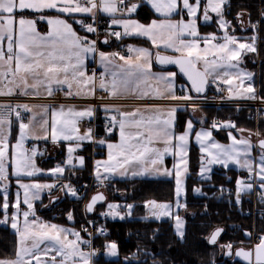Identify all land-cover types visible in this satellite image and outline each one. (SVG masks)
<instances>
[{
    "label": "snow or ice",
    "instance_id": "snow-or-ice-1",
    "mask_svg": "<svg viewBox=\"0 0 264 264\" xmlns=\"http://www.w3.org/2000/svg\"><path fill=\"white\" fill-rule=\"evenodd\" d=\"M142 2L149 4L163 19H153L145 25L135 19L116 18L117 13H134ZM228 3L229 0H206L201 8L202 0H194V2L190 0H137L136 3L131 4H128L126 0H0V95L10 96L18 89L23 95L39 96L43 92L51 97L56 88L66 85L65 95L68 97L93 96L99 88L112 97L134 94L180 101L196 99L188 91L183 96L175 94L173 81L176 73L152 72V52L148 48L129 45L127 56L120 52L98 51L95 40H89L86 36H78L72 25L65 19L48 18L47 23L50 30L47 34L41 35L36 28L37 20L29 19L24 15L28 11L42 13L45 10H55L57 13L68 16L76 13L91 14L94 21L99 13H104L113 17L112 25H120L123 28V32L111 31L109 33L116 39H121L123 36H142L151 41L153 47L159 48L163 45L165 48L172 49L178 55L166 56L157 52L155 54L156 63L177 65L180 72L190 82L191 91L197 94L205 92L211 78V82L220 81L227 86L228 99L243 98L264 101V98L258 97L251 83L253 74L242 71L238 67L245 54L257 52V37L253 35L244 38L250 40L249 43L240 42L241 38L229 34L227 29L231 22L224 17V6ZM201 10L204 21L212 19L210 12L217 15L218 27L224 30V35L219 38L223 42L213 43L218 39L213 33L200 36L197 29V13ZM185 12L187 20L183 16L179 20L171 19L173 14ZM241 15L242 13H238L237 18ZM261 16H264V12H261ZM40 19L44 17L41 16ZM75 22L82 24L89 33L96 31L92 24H84L82 20ZM251 27L255 30L256 24H252ZM104 43H108L107 38ZM94 52H98L99 62L105 69L99 77L95 73L89 75L84 70L85 54ZM117 60L122 63H117ZM200 64L203 65V70L200 69ZM230 69H236V71L232 72ZM145 88L149 90L145 91ZM177 107L179 105L164 110L156 106L147 110L152 114L145 115L139 109L123 112L112 106H103L106 113L105 119L108 121L105 131L111 133L118 125L120 140L118 143H107V159L95 162V175L99 183L103 184L114 175L155 177L173 176L174 174L176 207H185L179 198L184 192V177L188 173L189 134L194 131V125L192 120H188L185 131L179 135L174 134L173 126ZM192 107L195 111L196 105L193 104ZM3 109H7L8 113L0 112V213H3L0 224H7L11 220V227L15 230L18 239L15 259H0V264H33V262L34 264H69V261L72 264H93L92 257L97 254V250L85 252L81 249V244L90 245L91 241L82 239L79 231L42 222L38 217L30 219V217H35L33 201L40 199V191L50 190L57 185L21 183L17 180L19 188L23 189L22 203L27 206V209L21 212L19 192L16 193L15 202L10 204L8 184L3 183L9 178V167L12 169L11 174L17 177L21 175L32 177L42 170L36 167L33 159L37 155L35 148L32 149L31 154L19 151L25 137L30 132V127L35 122V116L28 123L22 121L19 123V139L14 145L9 144L5 130L6 126L11 124L10 114L14 113L19 120L21 118L20 109L25 112H31L32 109L27 104L14 107L0 104V110ZM113 111L117 114H111ZM48 112V106H43V114L47 115ZM94 113L95 107L93 106L76 110L72 106L65 108L61 105L58 109H51V140L53 142L61 139L65 141L91 140L93 130L89 128L83 134H79L77 123L83 118L91 119ZM40 127L45 135L35 138L48 139V119H44ZM236 128V124L231 121H214L209 129L202 128L195 132V140L200 145V152L203 154L200 176L210 179L208 173L211 171V165L216 164L228 168L230 164H234L248 172L247 179L238 178L236 180V204H241L244 194L253 191L257 180L262 190L260 198L264 201V139H259L257 142L261 150L259 163L250 159L253 150L250 139H237L232 131L227 133L231 141L229 144H220L212 139L211 129ZM237 130L244 131L243 129ZM255 135L260 134L257 132ZM157 141L162 142L164 147L152 146ZM98 143L105 144L106 141L100 139ZM77 147H80L79 143L76 147H68V158L64 164L73 165L72 154ZM165 155H173L177 158L172 169L164 167ZM76 159L79 165L84 164L83 157ZM48 171L53 176L63 175L65 168L57 165ZM61 191H66L72 196L77 195V190L70 184L62 185ZM194 191L200 193L201 190L195 188ZM221 191L224 190L221 189ZM104 200L102 193L93 195L86 204L85 210L92 212L94 206ZM145 203L150 215L156 219L172 215L171 205L168 203H158L155 200H148ZM10 207L15 209L11 216L8 214ZM121 207L128 210L125 215L132 214V204L121 206L108 203V210L102 212L101 215L124 219V215H121L119 211ZM18 214L23 216L22 225ZM67 218L73 219L71 212L67 214ZM174 218L176 233L182 239L184 236L183 220L178 215ZM83 230L87 231L86 228ZM106 231L103 227L97 229L100 234ZM222 231L221 228L215 229L208 238V242L217 243V238ZM246 234L250 235V233ZM69 235L74 239H70ZM221 247L228 249L225 254H231V244ZM103 250L107 256L116 257L118 255L117 244L114 241L105 243ZM253 254L255 264H264V235L260 236V242L255 245L254 249L248 251L238 249L235 252L236 256L248 260L249 264H252ZM125 260L127 261L128 257H125Z\"/></svg>",
    "mask_w": 264,
    "mask_h": 264
},
{
    "label": "trees",
    "instance_id": "trees-1",
    "mask_svg": "<svg viewBox=\"0 0 264 264\" xmlns=\"http://www.w3.org/2000/svg\"><path fill=\"white\" fill-rule=\"evenodd\" d=\"M261 12H264V0H229V3L224 8V17L231 22L232 26L234 25V33L246 34L247 31L241 30L238 21L241 16L237 18V14H246L247 20L249 21L260 15ZM25 14L27 16L34 15L29 12ZM153 17H155V14L149 7L144 3H140V6L137 8L136 18L142 22H148ZM73 26L80 32L75 22H73ZM39 28L41 29V24H39ZM212 28L215 29L213 25H201L199 27L202 32L210 31ZM121 40L128 41L130 39L125 36ZM131 40L148 45L146 40L142 38H134ZM258 51L264 67V16ZM247 63L244 61L245 65ZM249 63L252 64L251 61ZM253 66L254 63L249 67L252 68ZM155 67L158 68V66ZM178 78L180 81H185L179 74ZM258 91L259 95L264 97L263 73H260ZM201 110L205 115V121L203 124L195 122L196 126L205 125L208 127L207 121L212 117L221 119L234 118L237 126L235 131L238 132L237 129H243L244 131H249V133H252L251 131L264 133V112L260 114L259 123L255 127L254 119L247 118L244 108L241 107H204ZM175 115V128L177 131H181L184 128L185 122L191 118L190 109L188 107L177 109ZM221 131L224 130H214L216 134L221 133ZM84 153V166L75 175H78V173L85 175L91 169V152L84 149ZM61 155L62 153L60 152L55 156L59 157ZM54 158L53 155L48 153L43 160L40 159L42 161H40V164L45 163L52 166ZM199 160L200 153L197 147L192 144L188 151L189 172L185 180V190L183 193L185 205L183 209L185 212L182 213V217L185 222V233L182 239L174 232L171 219L151 220L141 217L146 201L158 200L168 202L174 200L175 181L173 178L134 177L112 179L113 184L111 186L113 185L117 192H122L123 196L118 195L117 192H110L111 199H123L131 204L133 203L134 207L130 217H124V219L111 218L106 223V227L110 231V236L98 237L96 240L102 247L109 241L116 242L118 255L113 258H106L103 255H99L93 259V264H154V262H158V264H244L238 260L226 258L223 255L220 256L217 252L219 250L218 245H211L207 241L208 235L217 227L223 229L219 241L225 240L228 237L230 226L242 220L236 204L224 199L218 200L216 195L219 192L217 189L218 185L232 184L237 175L242 174L243 171L237 172L233 169L215 168L210 175V179L202 181L197 177ZM220 169L224 170V172ZM67 176L68 174H65V177ZM71 176L74 178L77 177ZM72 177L70 179L76 181ZM229 177H231L230 180H228ZM196 187L201 190L199 194L194 193L193 189ZM9 195L13 197V193ZM45 196L43 195L34 205L39 215L44 219H49L58 224H68L67 214L71 212L74 214V221L77 225L79 222L78 218L81 216L80 203L65 196L56 205L54 204L53 209L40 210V206L46 199L44 198ZM57 207H60L63 211L60 216L53 214ZM1 215L2 213H0ZM17 239L16 233L10 228L8 223L0 224V259H11L15 257ZM125 257H128L127 261Z\"/></svg>",
    "mask_w": 264,
    "mask_h": 264
},
{
    "label": "built area",
    "instance_id": "built-area-1",
    "mask_svg": "<svg viewBox=\"0 0 264 264\" xmlns=\"http://www.w3.org/2000/svg\"><path fill=\"white\" fill-rule=\"evenodd\" d=\"M128 4L136 3L135 0H126ZM136 12L130 14H121L117 13L116 18H133L136 16ZM113 17L106 15L104 13H99L96 20L92 19L91 14L81 16L77 18V20H82L84 24H92L96 31L89 33L86 31V28L77 23L78 29L82 33V37H87L89 40L96 41V47L98 51H100L103 47L109 46L112 40H117V45L115 48L116 52H120L122 55H129L127 48L129 46L128 42L120 39H115L114 36H111L109 33L111 31H118L120 25H112L111 20ZM263 21V16L258 15L257 17L253 18L247 26L248 29V36L251 37L255 35L257 37V42L260 41L261 37V25ZM256 24V29L254 30L251 25ZM105 38L108 39V43H104ZM120 40V41H119ZM97 53V52H96ZM88 72L91 74L95 73L97 77L100 76L101 73H104L99 67L96 65L94 61H90L88 63ZM264 73V71H263ZM98 82V80H97ZM185 93L179 89L177 96H183ZM194 98L193 101H180V100H171V99H119V98H112L107 95L105 91L96 89L95 95L89 98H81V97H68L65 95V90L63 89H56L54 95L51 97L48 96H33V95H23V94H13V95H0V104L8 105V106H16V105H30L33 103H50V104H68V103H75V104H89L93 107H97L100 105H107V104H122V103H129V104H162V105H172L177 106L179 105L180 108H190L193 109V104L196 105V109L204 108V107H213L219 108L222 106H233V107H241L245 110V115L249 119H254L257 123L259 120V116L262 112H264V101L260 99L250 100V99H243V98H234L228 99L227 98V91L224 84L216 81L211 82L209 88H207L206 92L201 95L192 94L189 92ZM258 97H260L258 95ZM264 98V97H262ZM21 111V118L18 120L14 113L9 115L11 120L23 121L26 122L29 118V113L25 112L23 109ZM0 112L7 114L8 110L3 109ZM106 117V116H105ZM105 117L100 121L96 122L94 119L84 121V125L91 127L93 129V138L87 143L91 148V171L89 174L88 181H74L72 179H67L63 177H58L49 182V184H55L56 187L52 189H47V193L50 197L55 196V201L50 202L51 204H55L60 199V194L66 193V191H61V186L64 184H70L74 189L77 190V194L83 197V203L88 199V197L98 191L108 190L111 188V184L109 181H105L103 184H100L99 181L96 179L95 173H93V166H94V159L97 157L102 156V151L97 148L95 143V137L102 135V134H110L105 131L106 125L108 121ZM214 121L217 122H225L231 121L236 124L233 118H226L221 119L217 117L211 118L207 125L211 127ZM99 126L102 133L96 132L95 128ZM114 130V128H113ZM219 130V129H218ZM25 147L28 151H32L33 148L37 150V156L45 155L49 149H52L53 155L59 153V149L53 148L54 145L50 142L40 141L31 139L25 144ZM62 158L56 157L53 160V165H61ZM241 179H247V174H242L239 176ZM229 178L228 180H230ZM255 179V178H254ZM235 186L236 180L232 184H224L218 185L217 189L219 190L216 198L219 200L224 199L228 202L234 203L235 202ZM223 189L224 191H221ZM261 189L259 188V181L257 180L256 184L254 185V189L251 193L244 194L241 199V204L237 205V208L242 216V220L237 221L235 224L230 226L228 230V237L219 242V249L222 252L224 257H231L234 253V250L238 247H242L245 249L254 248L256 244L260 242V236L264 235V201L260 198ZM103 212V211H102ZM102 212H93V213H86L83 210L81 214V218L78 222L77 229L81 233V238L84 240L91 241V244H81V248L85 251L97 250V255L104 253L102 245L97 242L98 237H107L110 236V231L106 227V223L110 220V216H102ZM63 211L60 207L55 208L53 214L55 216H60ZM105 228L107 231L104 234H100L97 232L99 228ZM87 229L84 231L83 229ZM223 233V232H222ZM246 233H250L247 235ZM232 245L231 254H225L228 252L227 248L221 247L222 245Z\"/></svg>",
    "mask_w": 264,
    "mask_h": 264
},
{
    "label": "rangeland",
    "instance_id": "rangeland-1",
    "mask_svg": "<svg viewBox=\"0 0 264 264\" xmlns=\"http://www.w3.org/2000/svg\"><path fill=\"white\" fill-rule=\"evenodd\" d=\"M190 2H194V0H190ZM204 3H206V0H202V5H201V8L203 7V4ZM225 7V6H224ZM55 11V10H54ZM198 12H200V11H198ZM158 14V16H160V18L159 19H163V17L159 14V13H157ZM185 15L186 14V12L185 13H181L180 15ZM177 15H179V14H173L172 15V17H171V19L172 20H175L176 19V17H178ZM197 15H198V13H197ZM244 15V14H243ZM243 15H241V17H240V26L244 23V16ZM41 16H43L44 17V19H40V17ZM214 16L216 17V21L218 20V17H217V15L214 13ZM57 17H59V18H62V19H65L64 17H62V16H58V15H48V14H45L44 12H42V14H38L37 15V17H31L30 16V18L29 19H36L37 20V24H36V28H37V31L41 34V35H45V34H47L48 33V31L50 30L49 29V25H48V23H47V19L48 18H57ZM186 17V16H185ZM122 19H129V18H122ZM130 19H135V20H137L138 22H140V23H142V24H145V25H147V24H149L151 21H148V22H142V21H140L139 19H137L136 17H134V18H130ZM158 18H157V20H159ZM185 20H187L188 18H184ZM44 21L45 23H46V30H44V31H42V30H40L39 29V23H38V21ZM65 20H67V19H65ZM67 22L68 23H70L71 25H72V27H73V30L77 33V35L78 36H80V34L74 29V26H73V24L71 23V22H69L68 20H67ZM199 28V26H198V20H197V29ZM228 28H230V30L231 29H233V32H235V27H234V25L231 27V23H230V26L228 27ZM118 31H120V32H123V28H122V26H120V28H119V30ZM228 31V30H227ZM200 33V32H199ZM210 33H213V34H215L216 36H217V41H213V43H218V42H223L222 40H220L219 38L220 37H222L223 35H224V30H220L219 32H216L215 30H213V31H206V32H204V33H200V36L201 37H203V36H205V35H207V34H210ZM229 34H231V35H235V33H229ZM235 36H237V37H239V38H241V41L240 42H251L250 40H245L244 38H247L246 36H238V35H235ZM81 37V36H80ZM126 37H128L130 40H128V44L129 45H132V46H134V47H137V48H148L151 52H152V72L153 73H156V72H159V70L160 69H156V68H154V66H153V64H154V53L156 52V51H162V52H164L162 49H163V45H161L159 48H156V47H153L152 46V44H151V41H149L147 38H145V37H142V36H126ZM134 38H142V39H144V40H146V42H147V44L148 45H145V44H141V43H139V42H136V41H132L131 39H134ZM259 44H260V42L258 43V42H256V48H257V52H255V53H251L252 55H251V57H245V56H243V58H242V60L239 62V65H238V67H239V69L240 70H242V71H245V72H250V73H252L253 75H254V72H255V75L257 76V73H259L258 71H257V65H259V68H260V73H262V67H263V65H262V59H261V55L259 54ZM5 47H6V44H5ZM114 52V51H113ZM172 55H178V54H172ZM245 57V58H244ZM118 61V60H117ZM244 61L245 62H248L247 63V66L249 67L250 65H253V63H254V66L252 67V68H246V65L244 64ZM249 61H251L252 62V64H250L249 63ZM199 67L203 70V65L202 64H200L199 65ZM174 70H176V69H174ZM255 70V71H254ZM230 71H232V72H235L236 71V69H230ZM259 75V74H258ZM110 79H111V77H110ZM210 80H211V78H210ZM253 80H254V78H252V81H251V83L253 84ZM31 82V81H30ZM246 84H247V81H246ZM145 91H148L149 89H147V88H145L144 89ZM18 89L14 92V93H18ZM20 92V91H19ZM258 92V91H257ZM259 93V92H258ZM121 97H127L128 99H131V98H135L134 96H138V95H134V94H124V95H120ZM152 98L153 96L152 95H149V96H147V97H145V98ZM61 105H64L65 106V108H67L68 106H72V107H74L76 110H80V109H83V108H85L87 105H81V104H49V103H33V104H30L29 105V107L33 110V113H32V111L30 112V114H31V116H30V118H29V120L26 122V123H28L30 120H32V118H33V116H35V124L34 125H32L31 127H30V132H29V134L25 137V139H24V141H23V145H22V148L19 150V151H21V152H23V153H26V154H31V151H28L27 149H26V147H25V143L26 142H28L31 138H33V137H37V136H39V137H43L44 135H45V133H44V130L43 129H41V127H40V123H42L43 122V120L44 119H48V121H49V127H48V134H50V136H51V127H50V117H51V109H58ZM127 105H130V104H119V105H116V106H127ZM135 105V104H134ZM43 106H48V108H49V112L47 113V115H44L43 114ZM113 114V113H112ZM196 116L194 115V117H193V125H194V131L192 132V133H190L189 134V142H188V144H189V146H188V151H189V147L193 144V145H195L196 147H197V149H198V151H199V153H200V160H199V164H198V172H197V177L199 178V179H201L202 181H206V179H204V178H202L201 176H200V168H201V164H202V160H201V156L203 155L201 152H200V145L197 143V141L195 140V132L196 131H200L202 128L203 129H209V127H207V126H202V125H197L196 126V123L195 122H197V120L199 121V123H201V124H203V122L205 121V115L203 114L201 117H199V118H197V120H194V118H195ZM188 120H192V119H188ZM187 120V121H188ZM81 121V120H80ZM186 121V122H187ZM195 121V122H194ZM23 122V121H22ZM186 122H185V125H184V128L181 130V131H179L180 133L179 134H181V133H183L184 131H185V126H186ZM25 123V122H24ZM258 123H259V120H258V122L256 123L255 122V127H256V125H258ZM11 126V125H10ZM77 127H78V125H77ZM17 129H18V131L16 132V134L15 133H12L11 132V127H10V131H9V128L6 126V133H7V135H8V142H9V144L10 145H14L17 141H18V139H19V125H17ZM88 129H84L82 132L79 130V134H83L84 132H86ZM114 131L115 130H113L110 134H112V133H114ZM211 131H212V139L215 141V142H217V143H220V144H229V143H231V141L229 140V138H228V135H227V133H228V131H232V133H233V135L234 136H236L237 137V139H240V138H248V139H250L251 140V142H252V145H253V150H252V153H251V156H250V159H252L255 163H259V155H260V153H261V150L259 149V153H257V151H255V147H254V144H253V137L255 138V137H264V133H259L260 135L259 136H257V135H255V133H257V131H251L252 132V135L250 136V138L249 137H247L246 135H244L241 131H235V130H232V129H227V130H224V131H221V133H219V134H216L215 132H214V130H212L211 129ZM247 133V132H246ZM15 134V135H14ZM178 134V135H179ZM248 134H250L249 133V131H248ZM87 141H89V140H87ZM55 143V142H54ZM76 144H77V141H75V140H70V141H65V140H63V139H61V140H59V141H57V143H55V144H53L54 145V147L55 148H58V147H60V148H64L65 147V155H64V157L62 158V164H61V166H63L65 169L67 168V166H72L73 167V165L75 166V165H77V164H79L78 163V161H77V159L74 161V158H75V154L73 155V165H67V164H64V162L67 160V158H68V151H67V149H68V147H76ZM84 149H85V147H83L82 148V150L84 151ZM76 151V150H75ZM82 152V151H81ZM256 154V155H255ZM169 158H170V160H172L173 159V155H169ZM34 159V158H33ZM187 159H188V156H187ZM100 161V160H102V159H100V158H95L94 159V163L96 162V161ZM34 161H35V159H34ZM84 161H85V159H84ZM176 161H177V158L176 157H174V159L172 160V163H171V167H170V169H172L173 168V165H174V163H176ZM35 165H36V167L37 168H39L38 166H37V163H36V161H35ZM218 166H220V167H222L221 165H216V164H214V165H211L210 167H211V171L208 173V176L210 177V175H211V173H212V171L215 169V168H217ZM54 167H56V166H48L47 167V170H46V173H49V169L51 168H54ZM220 167H218V168H220ZM222 168H224V167H222ZM93 173H95V171H96V168H95V165L93 166ZM224 169H233V170H235V171H237V172H239V171H243V172H246L247 174H248V172L245 170V169H242V168H239V167H237L236 165H234V164H230L229 165V167L228 168H224ZM79 169H76V171H75V173L78 171ZM221 170V169H220ZM222 172H224V170H221ZM8 172H9V176H11L12 177V179H9L8 178V180H9V183H11L12 182V184H13V182H14V184L13 185H10L9 187H8V195L9 194H11V193H14L13 194V200H12V202L10 201V204L11 203H13V202H15V200H16V193L17 192H19L20 193V199H21V204L22 205H24L23 203H22V200H23V189H20L19 188V184L17 183V180H19L21 183H41V184H47L44 180H42V179H36V178H34V179H28V176H25V175H21V176H19V177H17V176H15V175H12L11 173H12V169L9 167V169H8ZM101 172H102V170H101ZM188 172H189V170H188ZM38 174V173H37ZM50 174V173H49ZM36 175V174H35ZM72 175V174H71ZM71 175H68L67 177L68 178H71L72 176ZM187 175H188V173L185 175V177H184V190H185V180H186V177H187ZM58 176H64V175H57V176H51L52 178L51 179H53V178H55V177H58ZM65 177V176H64ZM72 178H74V177H72ZM88 178H89V176H86V174L85 175H83V176H81L80 178H74L76 181H79V180H83V181H88ZM239 177H236V180L238 179ZM50 179V180H51ZM174 179V181H175V178H173ZM12 180H14V181H12ZM208 180V179H207ZM110 182V184H113L112 183V180H110L109 181ZM3 183H6V181H4ZM196 188H198V187H196ZM195 189V188H194ZM193 189V190H194ZM99 191V190H98ZM102 191V190H101ZM105 191V194H106V202H104L102 205H100L99 206V208H97V210L98 211H107L108 209H107V204L108 203H115V204H119V205H121V206H123V205H125V204H131L130 202H127V201H124L123 199H118V200H113V199H111V196H110V192H117V190H115V188H114V186L112 185L111 186V188L110 189H108V190H104ZM10 192V193H9ZM46 189H43V190H41L40 191V193H39V196L42 198V196L44 195H46ZM44 193V194H43ZM184 193V192H183ZM194 193L195 194H199V193H197V192H195L194 191ZM43 194V195H42ZM117 194L118 195H120V196H123V193L122 192H117ZM42 195V196H41ZM10 196V195H9ZM65 196H67V198H75L79 203H82V199H83V197H81V195H79V194H77L76 196H72V195H69V194H67V193H64V194H60V199H62L63 197H65ZM11 197V196H10ZM44 198H46L45 199V201H44V203L40 206V210H46V209H48V208H51V209H53L54 208V206L57 204V203H55V205H53V204H51L50 202H49V197H47V196H45ZM10 199V198H9ZM176 196L174 197V200L173 201H158V200H155V201H157L158 203H168V204H170L171 205V212H172V215H170V216H163V217H161L160 219H167V218H169V219H171L172 220V224H173V229H174V232L176 233V228H175V216L176 215H178V216H180L181 218H182V220H183V225H184V233H185V222H184V218L182 217L183 215H182V213L183 212H185L184 211V207H176ZM180 199V202L182 203V204H184V201H183V199H184V197H183V194L181 195V197L179 198ZM39 200V199H38ZM38 200H34L33 201V206H34V204H35V202L36 201H38ZM132 205H133V207H134V204L132 203ZM27 209V206L26 205H24V206H22L21 207V212L22 211H24V210H26ZM133 209V208H132ZM132 209H131V212H132ZM13 211H12V213L13 212H15V209H12ZM119 211H120V214L121 215H124V217H130V216H128V215H125V213L128 211L126 208H124V207H121L120 209H119ZM9 212H10V208H9V210H8V214H9ZM34 212H35V207H34ZM11 213V214H12ZM3 214V213H2ZM11 214H9V216L11 215ZM19 215V214H18ZM142 218H144V219H151V220H160V219H156L154 216H152V215H150V212H149V208L146 206V203H144V212H143V215L141 216ZM34 217H30V219H33ZM113 218V217H112ZM117 218H119V217H117ZM10 221V220H9ZM41 221V220H40ZM19 222L21 223V225H22V223H23V216L22 215H19ZM42 222H45V223H47L46 222V220H42ZM10 223H11V221H10ZM69 223V222H68ZM48 224H52V223H48ZM73 224H75L76 225V223H73ZM61 227H65V228H68V229H71V227L70 226H64V225H62ZM11 229H12V227H11ZM13 230V229H12ZM71 230H73V229H71ZM14 231V230H13ZM15 232V231H14ZM176 235H177V233H176ZM178 236V235H177ZM179 237V236H178ZM69 238L71 239L72 238V236H69ZM252 249H254V248H249L248 250H252ZM217 252H218V254L220 255V256H222L223 254H222V252H220L219 250H217ZM103 256H105L106 258H113V257H111V256H107V255H105V254H102ZM233 256H234V253L232 254V256L230 257V258H232L233 259ZM253 258H254V254H253V257H252V264H254V261H253ZM239 261V260H238ZM241 262V261H240Z\"/></svg>",
    "mask_w": 264,
    "mask_h": 264
},
{
    "label": "crops",
    "instance_id": "crops-1",
    "mask_svg": "<svg viewBox=\"0 0 264 264\" xmlns=\"http://www.w3.org/2000/svg\"><path fill=\"white\" fill-rule=\"evenodd\" d=\"M142 3H144V4H146L148 7H149V9L155 14V17H153V18H151L149 21H151V20H153V19H159L160 18V16H158V14L156 13V12H154V10L151 8V6L149 5V4H147L146 2H142ZM226 6V5H225ZM225 8V7H224ZM29 13H32V14H34L33 16H31V17H37V15L38 14H42V13H34V12H31V11H28ZM25 13H27V12H25ZM24 13V15L28 18H30V16H27L26 14ZM44 13L45 14H50V15H58V16H62V17H64L65 19H67L69 22H71L72 24H73V22H75L76 21V19L78 18V17H80V16H82V15H88V14H83V13H76V14H73L72 16H68V15H66V14H60V13H57L56 11H54V10H45L44 11ZM202 14H203V12H202V10L200 11V12H198V26L200 27L201 25L202 26H211V25H213L214 27H215V29H213L212 28V30L211 31H213V30H215L216 32H219L221 29L218 27V24H217V22H216V17L214 16V13H209L210 14V16L212 17V19H211V22L210 23H206V24H201V22L203 21L202 19H201V16H202ZM178 17H176V19L175 20H179V19H181V16H183V18H188L187 17V14H183V15H177ZM186 16V17H185ZM244 16V15H243ZM68 17V18H67ZM257 17V16H256ZM173 18V17H172ZM251 20V19H250ZM249 20V21H250ZM244 21L245 22H249L248 20H247V17H246V14H245V16H244ZM39 22V24H41V29L40 30H42V31H44V30H46V23L44 22V21H38ZM75 24L77 25V23L75 22ZM242 26L243 27H245V24L243 23L242 24ZM231 27H232V24H231ZM75 29V28H74ZM76 31H77V29H75ZM228 30V32L229 33H234L233 32V29H231L230 30V28H228L227 29ZM198 31L200 32V33H204V32H202L199 28H198ZM78 32V31H77ZM79 34H80V32H78ZM235 35H238V36H246L245 34H238V33H235ZM187 38V37H186ZM132 41H134V40H132ZM142 44V43H141ZM146 45V44H145ZM164 52L163 53H168V54H178V53H175L172 49H169V48H165L164 46H163V49H162ZM114 50L113 49H110V50H108V51H104V52H106V53H110V52H113ZM115 52V51H114ZM156 52H159V51H156ZM160 52H162V51H160ZM155 54V53H154ZM251 53H247V54H245L244 56L247 58V57H251ZM153 56V55H152ZM244 57V58H245ZM90 61H94L95 63H96V65L98 66V67H100L101 69H103V70H105L104 69V66L99 62V55L97 54V55H94V53H86L85 54V59H84V70H86V72L88 73V70H87V64L90 62ZM117 63H122V62H120V61H117ZM153 66H154V68H156L155 66H157L155 63L153 64ZM246 68H249L247 65H246ZM156 69H160L159 70V72H156V73H168V72H173V73H176V76L174 77V81H173V83H174V90H175V94L177 95L178 94V90L179 89H181L184 93L186 92V91H188V92H190V93H192V91L190 90L189 91V88H190V86L188 85V83L186 82V81H180L179 80V78H178V72H177V70H174V69H176L175 67H159L158 66V68H156ZM250 69V68H249ZM114 71L116 70V69H113ZM89 74V73H88ZM90 75V74H89ZM253 78H254V80H253V86L255 87V89H256V87H258L259 86V78L258 77H256V76H254L253 75ZM110 79V78H109ZM218 82H220V81H218ZM98 83V82H97ZM221 83V82H220ZM223 84V83H222ZM210 85H211V80H210V82H209V84L207 85V88H209L210 87ZM55 87V86H54ZM225 87L227 88V86L225 85ZM58 88H61V89H65V90H67V88H66V85H62V86H59ZM58 88H56V89H58ZM75 90V89H74ZM14 94H21L19 91H18V93H14ZM29 95H31V94H29ZM227 95H228V93H227ZM34 96V95H33ZM39 96H45V94H43V92H41V95H39ZM87 97H90V96H87ZM117 98H127V97H121V96H116ZM135 98L134 99H157V98H154V97H150V98H145L144 96H134ZM83 98H86V97H83ZM81 105H87L86 107H88V106H91V105H89V104H81ZM116 105H119V104H109V105H107V106H112L114 109H119V111H123V112H132V111H134V110H136V109H139L141 112H143L145 115H150V114H152L151 112H149V111H147L148 109H151V108H154V107H156V106H159L160 108H162V109H164V110H167L168 108H170V107H173L172 105H162V104H156V105H150V104H130V105H127V106H116ZM103 106H105V105H101V106H99V107H97L96 109H95V113H94V116L92 117L95 121H97V122H99L101 119H102V117H104V116H106V113H105V111H104V109H103ZM177 109H178V107H177ZM190 109V108H189ZM81 110V109H80ZM98 112V113H97ZM32 113H33V110H32ZM113 114H117L115 111H113L112 112ZM111 113V114H112ZM190 113H191V118H189V119H192V121H193V117H194V115L196 116L195 118H194V120H197V118H199V117H201L204 113H203V111L202 110H199V109H197V110H195V111H193V109H190ZM30 116H31V114H30V112H29V118H30ZM175 117H176V115H175ZM91 118V119H92ZM88 118H83V119H80L79 121H78V123H77V125H78V129L82 132L84 129H89L88 127H82V121L83 120H87ZM137 119H139V117H137ZM29 120V119H28ZM27 122V121H26ZM25 122V123H26ZM195 122V121H194ZM197 122H199L198 120H197ZM19 123H20V121H17V120H11V126L10 125H7V127L9 128V131H10V127H11V132L12 133H15L16 134V132L18 131V129H17V125H19ZM35 123H33V125H34ZM92 129V128H91ZM93 130V129H92ZM95 130H96V132H98V133H101V129H100V127L99 126H96V128H95ZM173 132H174V134H176V135H178L180 132L179 131H177L176 130V128H175V121H174V126H173ZM14 134V135H15ZM48 139H36L35 137H33V138H31V139H34V140H40V141H48V142H52V143H54L52 140H51V136H50V134H48ZM30 139V140H31ZM100 139H104L105 141H106V143L105 144H100V143H98V141L100 140ZM119 140H120V134H119V127H118V125L117 126H115V131H114V133L113 134H111L110 136H104V135H101L100 137H95V142L98 144V146L101 148V150L103 151V155L102 156H100V157H98V158H100V159H102V160H100V161H103V160H106L107 159V155H108V148H107V143H118L119 142ZM90 141V140H89ZM87 140H83V141H77V143H79L80 144V147H77L76 148V151L73 153V155L75 154L76 156H75V158H74V161L76 160V158L77 157H83L84 159H85V153H84V151L82 150V148L83 147H85V149H87V151H90V147L88 146V145H86L87 144ZM55 143H57V142H55ZM54 143V144H55ZM152 146H154V147H157V148H163L164 147V145H163V143L162 142H159V141H157V142H155ZM188 146H189V144H188ZM53 148H55V147H53ZM55 150H56V148H55ZM82 151V152H81ZM61 153H62V155H61V158H63L64 157V155H65V147L64 148H61ZM34 159H35V161H36V163H37V166L39 167V169H41L42 171L41 172H39L38 174H36V175H34V176H32V177H28V179H34V178H36V179H42V180H44L46 183L47 182H49V180L52 178L51 176V174H49V173H46V170H47V167L48 166H50V165H48V164H45V163H41L40 164V159L39 158H37L36 156H34L33 157ZM42 159V158H41ZM173 159H174V156H173ZM172 159V160H173ZM43 160V159H42ZM172 160H170V158H169V155H165V157H164V167H166V168H169L170 169V167H171V163H172ZM42 162V161H41ZM83 166H84V164L81 166V165H79V164H77V165H75V166H67V168L65 169V171H64V173H63V175L65 176V174H68V175H73V176H77L76 178H80L81 176H83L81 173H78V175H75L76 173H75V171H76V169H82L83 168ZM51 169V168H50ZM91 170V169H90ZM101 170L103 171V169L101 168ZM79 172V171H78ZM89 174H90V171L86 174V176H89ZM126 178H134L133 176H131V175H128V176H125V177H121V176H119V175H114V176H111L110 178H109V180H112V179H126ZM135 178H174V174H173V176H155V177H135ZM9 179H12V177L11 176H9ZM12 181H14V180H12ZM6 183L8 184V187L10 186V185H13L14 184V182H13V184H12V182L11 183H9V180H7L6 181ZM15 185V184H14ZM10 193V192H9ZM46 193V192H45ZM14 194V193H13ZM44 194V193H43ZM42 194V195H43ZM41 195V196H42ZM9 200L12 202V200H13V197L11 196H9ZM41 198V197H40ZM73 200H76L75 198H72ZM40 200V199H39ZM77 201V200H76ZM78 202V201H77ZM79 203V202H78ZM35 205V204H34ZM22 206H24V205H20V208L22 207ZM99 206L100 205H98V208H99ZM13 208H11L10 207V212H9V214H11L12 213V210ZM83 210L85 211V204H83V199H82V203H80V212H81V214L83 213ZM71 211V210H70ZM73 214V213H72ZM11 216V215H10ZM36 217H38L39 218V220H46V222L47 223H52V224H57V225H59V226H62V225H64V226H70L71 227V229H73V230H75V231H78V229H77V225H74L73 223H75V217H74V214H73V219L72 220H69L68 219V224H58V223H55V222H53V221H51V220H49V219H44L41 215H39L37 212H36V209H35V217L34 218H36ZM81 217V216H80ZM0 219H3V214L0 216ZM78 220H80V218H78ZM11 221V220H10ZM10 221L8 222V224L10 225V228H11V223H10ZM14 230V229H13ZM15 231V230H14ZM16 233V232H15ZM69 236H71V235H69ZM71 239H74V237H72ZM82 249V248H81ZM83 250V249H82ZM83 251H85V250H83ZM85 252H87V251H85ZM50 255H51V253H50ZM11 259H15V257L14 258H11ZM59 259V258H58ZM94 259V256L92 257V260ZM33 264H34V262H33ZM69 264H72V262L71 261H69Z\"/></svg>",
    "mask_w": 264,
    "mask_h": 264
},
{
    "label": "water",
    "instance_id": "water-1",
    "mask_svg": "<svg viewBox=\"0 0 264 264\" xmlns=\"http://www.w3.org/2000/svg\"><path fill=\"white\" fill-rule=\"evenodd\" d=\"M202 16H203V14H202ZM202 16H201V19H202ZM203 20V19H202ZM211 22V20H209V21H202L201 22V24H206V23H210ZM157 52H155V54H156ZM161 55H166V56H175V55H172V54H168V53H163V52H159ZM155 54H154V63L157 65V66H159V67H175L176 68V70H177V72H178V74L179 75H181L183 78H184V80L188 83V85L190 86V88H191V84H190V82L188 81V79H187V77L182 73V72H180V69H179V67L177 66V65H175V64H158V63H156V61H155ZM201 69V68H200ZM202 70V69H201ZM206 90V89H205ZM194 92V91H193ZM195 93V92H194ZM260 139H264V138H260ZM259 140V139H258ZM258 140H257V142H258ZM256 142V143H257ZM97 193H102L103 195H104V193L103 192H101V191H97V192H94L90 197H89V199H88V201L86 202V204L87 203H89V201H90V199H91V197L93 196V195H95V194H97ZM104 197H105V195H104ZM103 201H101V202H98L96 205H98V204H100V203H102ZM86 204H85V206H86ZM95 205V206H96ZM94 206V207H95ZM87 213H91V212H87ZM217 228H221V227H217ZM217 228H215V229H217ZM215 229H213L212 231H211V233L215 230ZM222 229V228H221ZM211 233L208 235V237H207V241H208V238L210 237V235H211ZM209 243V242H208ZM210 244V243H209ZM212 245V244H211ZM238 249H244V248H237L236 250H235V252L238 250ZM245 251H248V249H244ZM235 252H234V256H233V260H239V261H241L242 263H244V264H249V261L248 260H246V259H244L243 257H240V256H236L235 255ZM253 261H254V264H255V256H254V258H253Z\"/></svg>",
    "mask_w": 264,
    "mask_h": 264
}]
</instances>
